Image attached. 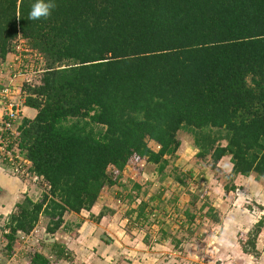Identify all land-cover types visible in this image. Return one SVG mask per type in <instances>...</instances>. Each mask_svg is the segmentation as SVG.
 Listing matches in <instances>:
<instances>
[{
  "label": "trees",
  "instance_id": "1",
  "mask_svg": "<svg viewBox=\"0 0 264 264\" xmlns=\"http://www.w3.org/2000/svg\"><path fill=\"white\" fill-rule=\"evenodd\" d=\"M34 2L0 0L1 60L24 40L46 63L23 89L38 115L23 122L19 148L49 190L9 217V253L42 216L53 236L66 214L91 211L128 166L165 172L181 131L198 159L231 157L234 176L264 181V0H54L32 21ZM28 264L50 259L38 252Z\"/></svg>",
  "mask_w": 264,
  "mask_h": 264
},
{
  "label": "rangeland",
  "instance_id": "2",
  "mask_svg": "<svg viewBox=\"0 0 264 264\" xmlns=\"http://www.w3.org/2000/svg\"><path fill=\"white\" fill-rule=\"evenodd\" d=\"M24 46H26L25 50H28L27 53L29 56L22 55L24 60L27 61L25 65H22L23 67H20V69L17 70V72L20 71L21 74L25 75V84L29 83L28 85L35 86L42 78L43 71L46 68V63H42V60L39 58V56L29 49L27 42L24 40H20L16 44V50L24 49ZM18 73H12L9 74V76L14 78V76H16L15 74ZM178 137L183 148H180L181 150L178 151L174 158H169L170 163L166 168V171L160 173L157 165L142 162L143 166L145 167L143 170L144 172L142 173L145 174L147 171H150L153 177L150 179L151 181H148L145 179L143 174L144 179H141L140 183L143 184L144 188L151 190L150 192H154L157 189L164 187L165 191L167 190L165 193V199L168 200L167 203L170 205L177 206L179 202H174V199L183 198L184 202H186L185 211L188 210V213H186L184 216L188 222L195 225L189 227V229L186 230L182 235V238L185 240V244L182 245L183 247H181V256L175 254L177 248L172 246L170 249H168L169 253H164V255L161 256L162 258L160 257V260H158L160 262L158 263V261H156L155 264H264V215H262L264 214V189L261 192L258 191L252 194L249 185L247 184L246 186L236 187L233 194L232 192H227L228 195L231 194L232 196H224L223 190L225 189L228 191L226 188H229L235 184L233 180L234 175L232 171L229 172L230 166L233 165L230 161L231 157L223 158V160L218 164H214L210 158L206 160H200L197 157L199 151L195 147L193 136L186 131H181ZM223 144L225 145L226 143ZM149 146L154 151L159 150L157 144L154 142H149ZM135 167L138 166L131 165V167H127L122 173L123 180L126 182L127 188H132L136 180H138V177H136L138 173L134 172V169H136ZM200 172H205L206 174L209 173L210 179L212 176L215 177L212 178L213 182L209 180L210 182L205 181L202 183V179H198ZM110 173H114V170L111 169ZM255 177L256 175H253L251 178ZM177 178L181 182H178L177 180V182L174 184L171 183L172 180L174 181V179ZM148 182L153 183V187L152 185H145V183ZM177 184H180V187H178L181 188L180 192L177 191V187L175 186ZM40 185L42 186V184ZM29 186L32 188L31 191L34 189V192L32 191V200L34 202L42 201L44 192L49 190L48 188H45L44 191L43 188L41 189L42 191L37 194L38 196H36V185L31 184ZM108 189L109 187L103 191ZM128 193L129 191H127V194ZM132 195L136 196L137 194L133 192ZM224 198L226 201H224ZM160 204H162V201ZM131 206L132 205L128 202L125 203L124 207H122L121 204H119V206H115L116 210L120 211V214H118L119 221H124L125 224L126 222L130 224L129 220L131 219L126 220V218H123L121 212L126 214V212L130 210ZM133 206H137L136 202L134 203V201ZM224 206L225 209L228 207L226 209L227 212L233 211V213L227 214V212H222L221 210L224 208ZM176 211L178 215H181L180 210ZM236 211H240L239 214L241 211L243 212L242 214L247 212L246 214L249 215V220L247 222L249 228L246 229L244 227V229L242 227L239 229V235L242 236L243 234H247L244 242L246 245H244L243 242H239V236L238 234L236 235L237 232H235L234 235L232 233L229 235L225 233L227 228L226 219H229L230 217L235 218ZM190 216L196 217L194 221L193 219L190 220ZM83 218L86 219V217ZM91 219L94 220L93 217H91ZM218 219L221 223L220 226L216 223V220ZM73 221L74 219H69L67 225L61 231L62 238H60L59 235L52 236L48 241H52L50 243L51 245H49L48 248H44V236L47 234L46 226H48L49 221L46 217L42 216L40 223L37 226V228L39 227L38 229L42 233L38 234V236L34 238L24 241L22 240L20 242L17 241L15 247L13 248V252L11 253L14 255L13 260L8 258V254L10 253L7 249V233L4 230L6 222H1L0 226L3 227L4 225V228L0 227V264H28L31 256L38 252L45 254L49 258L51 249L50 246H53V244L59 242L61 244L62 242H72L74 233L76 230H78V226L71 223ZM218 228H220V231ZM123 229L128 230L127 225H125ZM145 231L150 233L151 229L147 228ZM216 232L219 233L217 234ZM223 236L224 240L221 238ZM68 238H70V241L67 240ZM149 242L150 243L147 244L151 246L152 242ZM250 242L255 244V248L250 244ZM50 264L79 263H77L75 260H72L70 257H68V260L52 257L50 258Z\"/></svg>",
  "mask_w": 264,
  "mask_h": 264
},
{
  "label": "crops",
  "instance_id": "3",
  "mask_svg": "<svg viewBox=\"0 0 264 264\" xmlns=\"http://www.w3.org/2000/svg\"><path fill=\"white\" fill-rule=\"evenodd\" d=\"M25 48L26 46H24V49L21 50L15 49V52L10 53L5 60H1L0 58V90L4 86H12L15 90V98H21L24 103L26 100L23 94V86L25 85L24 79L26 77L24 74H21L20 71H18V73L17 70H19L20 67H23V64H26L27 60H24L23 56H29L27 53L28 50H25ZM12 73L18 74H15L16 76L12 78L9 76V74ZM37 115V110L29 108L25 105L23 109V122L25 120H34ZM2 119L3 110L0 106V123ZM181 148H183V146ZM135 168L134 172L139 174L136 175L138 180H136L132 188H127L126 182L123 180V176L121 174L118 184L109 187L106 191H103L91 211H83L80 214H66L64 217V226L53 236L59 235L60 238H62L61 231L67 225L69 219H74L71 223L78 226V230L74 229L76 232L74 233L72 242H62V244L60 242L58 243L67 250L69 257L72 258V260H75L79 264H155L156 261L160 260V257L163 256L164 253H169L168 249L172 246L177 248L175 253L176 255H182L181 247L185 244V240L182 238V235L189 229V227L195 225L188 222L184 216L188 213V210L185 211L186 202H184L183 198H175L174 202H179L177 206L168 204V200L165 199V193L167 190L165 191V188L162 187L154 192H150L151 190L144 188L143 184L140 183V180L144 179V173H142L144 171L141 170L142 172H139L137 167ZM231 171L233 172V165L230 166L229 172ZM205 174V172H200L198 179H202V183L205 181L213 182L212 178L215 177L212 176L210 179L209 173ZM144 176L148 181H151L150 179L153 177L150 171H147ZM252 176H233L235 183L233 185L235 186L232 185L231 187L226 188L228 191L224 189V196L227 197V192H232L233 194L236 187L246 186L247 184L249 185L252 194L258 191L261 192L264 189V182H257L256 177L251 178ZM177 180L178 182H181L177 178L174 179V181L172 180L171 183L174 184ZM135 184L139 187L136 188ZM146 184L152 185L153 183L148 182L145 183V185ZM175 186L177 187V191L180 192L181 188H178L180 187V184ZM31 189L32 188H30L28 184L10 175L9 173H6L0 167V223H3L4 221L7 224L9 217L16 211L17 205L20 204L26 197L32 199V191L34 189L32 191ZM41 189V186H35L36 196H38L37 194L42 191ZM127 191H129L128 194ZM133 192L137 195H132ZM228 196L232 195L229 194ZM133 201L134 203L136 202L137 206H133ZM161 201L162 204H160ZM224 201H226L225 198ZM126 202L130 203L132 206L126 214L122 212L121 214L123 215V218H126V220L131 219L129 220L130 224L127 222L125 224L124 221H119L118 214H120V211L116 210L115 207L116 205L119 206V204L124 207ZM142 206H145V209L141 213L140 208ZM226 209L224 206L221 211L226 213ZM176 210H180L181 215H178ZM239 212L240 211L235 212V218L230 217L229 219H226L227 228L225 233L228 235L232 233L234 235V233L237 232L236 235L238 234L239 242H241L240 240L242 236L239 235V229L242 227H245L246 229L249 228V225H247L249 215L246 214L247 212H244L245 214H242V211L240 214ZM228 213H233V211H228L227 214ZM102 214L103 217L100 218ZM83 217H86V219ZM91 217H93L94 220H92ZM195 218L196 217L190 216V220L193 219L194 221ZM218 220H216V223L220 226L221 223L220 220ZM125 225H127L128 230L123 229ZM0 227L4 228V225L3 227ZM38 228H36V230L29 236L24 234L19 235L18 242L37 237L38 234L42 233ZM147 228L151 229L150 233L145 231ZM218 229L220 231V228ZM216 233L218 234L219 232ZM51 237L52 236H49L48 234L44 236L47 248L51 245L50 243L52 241L48 242ZM221 238L224 240V236ZM67 240L70 241V238ZM149 241L152 242L151 246L147 244L150 243ZM52 257L55 258L54 256H50L49 259ZM8 258L13 260L14 255L11 253L8 254ZM159 262L160 261H158V263Z\"/></svg>",
  "mask_w": 264,
  "mask_h": 264
},
{
  "label": "built area",
  "instance_id": "4",
  "mask_svg": "<svg viewBox=\"0 0 264 264\" xmlns=\"http://www.w3.org/2000/svg\"><path fill=\"white\" fill-rule=\"evenodd\" d=\"M39 58L43 61L40 56ZM14 93L12 86H4L0 90V106L3 110L0 123V167L26 184L28 182L29 185L41 186L42 179L32 171L31 163L25 159L19 148L25 103L21 98H15ZM41 187L45 191L46 186L42 184Z\"/></svg>",
  "mask_w": 264,
  "mask_h": 264
},
{
  "label": "clouds",
  "instance_id": "5",
  "mask_svg": "<svg viewBox=\"0 0 264 264\" xmlns=\"http://www.w3.org/2000/svg\"><path fill=\"white\" fill-rule=\"evenodd\" d=\"M55 8L54 0H35L29 12L28 19L37 21L47 19Z\"/></svg>",
  "mask_w": 264,
  "mask_h": 264
}]
</instances>
